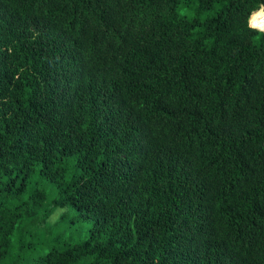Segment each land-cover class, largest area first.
Listing matches in <instances>:
<instances>
[{"label": "trees", "instance_id": "trees-1", "mask_svg": "<svg viewBox=\"0 0 264 264\" xmlns=\"http://www.w3.org/2000/svg\"><path fill=\"white\" fill-rule=\"evenodd\" d=\"M257 14L0 0V264H264Z\"/></svg>", "mask_w": 264, "mask_h": 264}, {"label": "rangeland", "instance_id": "rangeland-1", "mask_svg": "<svg viewBox=\"0 0 264 264\" xmlns=\"http://www.w3.org/2000/svg\"><path fill=\"white\" fill-rule=\"evenodd\" d=\"M250 22H251V20H250ZM254 28H256V27H254ZM256 29H259V28H256ZM46 190H47V193H48V203L50 204V203H52L53 201H55L57 199V198H55L57 193H56V190L53 189L52 185H48L46 187ZM65 212H67L68 215L66 216V218H64L63 222H65V223L73 222L75 216H74L73 212L69 211L68 209L59 211V213L55 217L54 221H57L59 216L61 217L62 213H65ZM63 222L61 221L60 225ZM75 227H77V229L80 230V233H79V235L71 236V234L74 233V228ZM89 227H90L89 224H83V225H78L77 226V224H73L72 223L71 228L68 229L66 235H64L63 237H66V240L69 241V243H71V244H79L81 241H83L85 239L86 233H87Z\"/></svg>", "mask_w": 264, "mask_h": 264}, {"label": "bare ground", "instance_id": "bare-ground-1", "mask_svg": "<svg viewBox=\"0 0 264 264\" xmlns=\"http://www.w3.org/2000/svg\"><path fill=\"white\" fill-rule=\"evenodd\" d=\"M250 23H251L252 27H256V28H259V29H261V27L264 28V17L261 14L254 15L251 18V22Z\"/></svg>", "mask_w": 264, "mask_h": 264}, {"label": "water", "instance_id": "water-1", "mask_svg": "<svg viewBox=\"0 0 264 264\" xmlns=\"http://www.w3.org/2000/svg\"><path fill=\"white\" fill-rule=\"evenodd\" d=\"M253 16V15H252ZM252 18V17H251ZM260 30V29H259ZM261 31H264V30H261Z\"/></svg>", "mask_w": 264, "mask_h": 264}, {"label": "clouds", "instance_id": "clouds-1", "mask_svg": "<svg viewBox=\"0 0 264 264\" xmlns=\"http://www.w3.org/2000/svg\"><path fill=\"white\" fill-rule=\"evenodd\" d=\"M261 11V10H260ZM252 26V25H251ZM254 28V27H253Z\"/></svg>", "mask_w": 264, "mask_h": 264}]
</instances>
